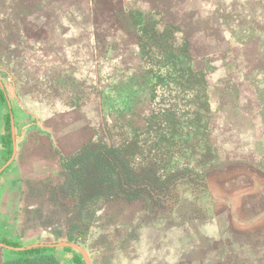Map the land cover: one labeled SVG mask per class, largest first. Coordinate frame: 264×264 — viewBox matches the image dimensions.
<instances>
[{"label": "crops", "instance_id": "0c3cea01", "mask_svg": "<svg viewBox=\"0 0 264 264\" xmlns=\"http://www.w3.org/2000/svg\"><path fill=\"white\" fill-rule=\"evenodd\" d=\"M21 56L67 58L83 81L88 73L96 79L103 67L119 64L143 73L187 72L191 83L215 90L216 99L256 104L258 90L264 89V0H0V202L8 204L7 218L0 220V247L19 253L40 247L63 264H86L78 249L62 242L27 248L38 242L20 243L14 236L22 177L32 167L29 162L42 169L45 163L24 157L30 139L48 137L60 161L65 156L53 138V130H59L50 121L61 102L42 96L33 76L37 68L19 64ZM202 74L211 80L198 81ZM233 88L237 96L230 98L226 90ZM18 105L25 106L24 116L17 114ZM6 130L9 146L3 141ZM242 145L244 153L264 157V144ZM237 164L253 172L220 178L234 189L215 194L214 214L184 226L147 223L136 230L127 221L114 223L108 234L125 226L122 232H134L137 245L123 256L88 264H264V160L245 158ZM8 254L0 253V264L14 257Z\"/></svg>", "mask_w": 264, "mask_h": 264}, {"label": "rangeland", "instance_id": "374dc122", "mask_svg": "<svg viewBox=\"0 0 264 264\" xmlns=\"http://www.w3.org/2000/svg\"><path fill=\"white\" fill-rule=\"evenodd\" d=\"M18 63L37 68L38 72L33 76L41 87L42 96L47 99L58 98L61 102L54 106L50 121L59 130L57 134L53 130V138L65 155L63 157L72 155L86 143L91 146L108 142L116 132L127 136L129 140L146 139L137 146L136 142L127 139L121 146L127 151L139 146L145 153L156 152L163 160L157 163L160 172L164 170L172 173L188 167L195 172H202L206 184L200 185L204 190L199 191L190 183L180 182L175 188V198L168 202L160 201L157 207L152 206L148 199L128 201L118 195L106 194L90 200L82 210L75 209L73 201L69 202L68 208H64L55 198V188L64 179L58 154L52 151L48 137H34L35 142L29 138V153L24 157L45 163L42 169L40 164L29 162L32 167L22 177V202L15 213L16 242L72 243L83 250L87 260H109L110 257L123 256L130 252L132 245H137L134 232L125 235L121 230L116 243L96 248V240L108 234L114 223L127 221L136 229L147 223L184 226L204 220L214 214L218 207L215 194L234 189L232 184L220 181V178L243 177L246 172H253V169L237 164L240 160H264L255 151L244 153L242 148L244 142L264 144V132L261 137L256 135L259 129H264V89L258 90L259 103L244 104L236 98L216 99L215 90L201 83H191L187 72L167 70L143 73L119 64L115 68L103 67L100 78L97 75L94 79L93 73H88L83 81L77 78L76 69L67 64V58L52 56L39 60L21 56ZM246 77L250 76L247 74ZM205 78L211 80L202 74L198 76V81ZM100 89L111 96L104 108L98 98ZM226 91L230 98L237 96V89ZM252 92L249 90L250 94ZM120 101H125L129 109L121 112L111 107ZM15 108L21 116L27 111L25 106L18 105ZM123 122L128 123L125 132L122 131ZM65 130L68 132L67 139L64 137ZM203 132L204 136L201 134ZM152 137L160 141L153 144L150 142ZM187 140L189 142L185 149L183 144ZM210 147L217 155L219 166L211 162L215 157L210 161ZM186 152L191 153L190 161L182 157L186 156ZM202 154L209 160L205 166L201 163ZM249 177L252 180L253 175ZM3 193L7 195V188ZM7 205L6 202H0L1 221L7 218L4 215ZM67 231L72 237L70 240L67 239ZM9 252L11 250L0 247V253L5 255ZM17 254L21 253L12 251L8 255ZM76 258L81 260L80 255H76Z\"/></svg>", "mask_w": 264, "mask_h": 264}, {"label": "trees", "instance_id": "16d2710c", "mask_svg": "<svg viewBox=\"0 0 264 264\" xmlns=\"http://www.w3.org/2000/svg\"><path fill=\"white\" fill-rule=\"evenodd\" d=\"M100 78V75H99ZM190 79V78H189ZM191 82V81H190ZM105 90V88H104ZM100 104L102 108L107 105L106 100L110 99L102 89L99 90ZM117 110L124 112L129 109V105L125 101H120L114 106ZM122 131L125 132L127 122L122 123ZM121 131V132H122ZM6 130L3 138L4 145L9 146L10 140L7 137ZM203 136L204 132L201 133ZM138 134L137 137H139ZM129 138L123 134L116 132L111 135L108 142H98L89 146L88 143L75 151L72 155L61 158L63 181L55 188L56 202L64 207H69V202L73 201V207L82 210L86 204L98 196L109 194L121 196L128 201L135 199H148L152 206L160 205V201H172L176 196L175 188L180 182H187L193 185L196 190L202 191L200 185L205 186L206 180L202 172H195L191 168L184 167L172 173L160 172L157 163L163 162L158 154H148L137 149L127 151L121 146L123 141ZM136 142V146L146 139L132 140ZM205 139V138H204ZM158 138H150V142L157 144ZM189 140L183 141L186 144ZM210 161L213 165L219 166L217 155L214 149H209ZM186 161L191 160V153L186 152V156H182ZM208 158L205 154L201 156V163L205 166ZM168 204V203H167ZM124 227H118L111 234H103L96 240V248L111 246L113 236L120 234ZM122 233V232H121ZM110 235V236H109ZM111 238V239H110ZM67 239H72L67 231ZM8 243V241L6 242ZM10 245L17 246L18 243L9 242ZM20 256L6 258L1 264H63L59 258L52 252L40 251V247L26 249L21 251Z\"/></svg>", "mask_w": 264, "mask_h": 264}, {"label": "water", "instance_id": "95a60500", "mask_svg": "<svg viewBox=\"0 0 264 264\" xmlns=\"http://www.w3.org/2000/svg\"><path fill=\"white\" fill-rule=\"evenodd\" d=\"M13 144H14V143H13ZM61 244L69 245V246H72V247L78 249V250L81 252V254H82V256H83V258H84L86 264H88V260L86 259V256H85L83 250H82L79 246H77V245H75V244H72V243H68V242H62V243H59V245H61ZM42 245H46V244H43V243H36V244H33V245H29V246H27V248L32 247V246H42ZM10 248H13V247H10ZM14 249L22 250V249H24V247H18V248H14Z\"/></svg>", "mask_w": 264, "mask_h": 264}]
</instances>
